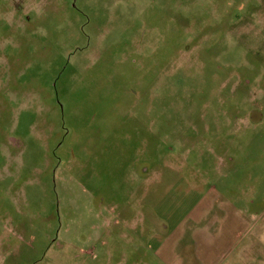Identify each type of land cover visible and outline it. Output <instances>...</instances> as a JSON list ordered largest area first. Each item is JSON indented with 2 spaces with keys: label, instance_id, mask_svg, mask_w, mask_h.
<instances>
[{
  "label": "rangeland",
  "instance_id": "374dc122",
  "mask_svg": "<svg viewBox=\"0 0 264 264\" xmlns=\"http://www.w3.org/2000/svg\"><path fill=\"white\" fill-rule=\"evenodd\" d=\"M106 249L264 264V0H0V264Z\"/></svg>",
  "mask_w": 264,
  "mask_h": 264
},
{
  "label": "crops",
  "instance_id": "0c3cea01",
  "mask_svg": "<svg viewBox=\"0 0 264 264\" xmlns=\"http://www.w3.org/2000/svg\"><path fill=\"white\" fill-rule=\"evenodd\" d=\"M172 245V243L164 242L162 246H159V252H162L167 260L168 263H173L176 260V255L174 254L173 250H169V247ZM168 247V248H167ZM160 256V255H159ZM212 258L210 257V264L212 262ZM63 261V262H61ZM82 264H150V260L145 258L143 255L139 254H127V255H120L116 256L114 255V251L112 249H106L103 252L102 257L98 256L96 258L94 257H88L80 260ZM75 262V261H74ZM47 264H70L72 261L67 260L66 257H53L50 258L46 262ZM209 264V263H207Z\"/></svg>",
  "mask_w": 264,
  "mask_h": 264
}]
</instances>
